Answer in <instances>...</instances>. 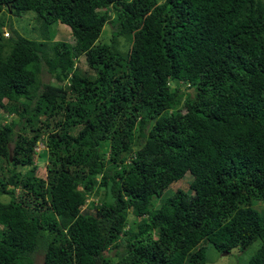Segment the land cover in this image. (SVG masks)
Instances as JSON below:
<instances>
[{
	"label": "trees",
	"instance_id": "16d2710c",
	"mask_svg": "<svg viewBox=\"0 0 264 264\" xmlns=\"http://www.w3.org/2000/svg\"><path fill=\"white\" fill-rule=\"evenodd\" d=\"M2 10L33 12L38 37H4L0 19V264H32L38 246L42 264H204L208 245L228 253L256 239L245 264H264V0ZM56 23L73 43L52 39ZM186 172L187 187L161 198Z\"/></svg>",
	"mask_w": 264,
	"mask_h": 264
},
{
	"label": "rangeland",
	"instance_id": "374dc122",
	"mask_svg": "<svg viewBox=\"0 0 264 264\" xmlns=\"http://www.w3.org/2000/svg\"><path fill=\"white\" fill-rule=\"evenodd\" d=\"M162 1V0H158ZM33 12L28 11L20 16H12L9 14L8 11L2 10L0 12V19H4V26H3V32L2 36L6 37L7 35L11 34L10 30L15 31L21 36H24L26 38L30 39H36L38 37V30L36 28V23H34ZM35 26V27H34ZM10 29V30H9ZM53 30V40H63L67 42L68 44L73 43V37L70 34L69 28L61 23H56L53 25H50V31ZM110 26L108 23H106L99 36L100 41H108L110 37ZM40 40V39H39ZM117 47L119 50L123 51L127 48V43L123 37H118L117 38ZM75 66L80 68L81 70L85 69V63H84V58L83 55H80L76 61H75ZM39 80H41L43 83L46 82H54V77L47 73L45 69L42 68V71L39 74ZM1 111V108H0ZM1 113V112H0ZM4 119L3 122H9V121H16L18 118L12 114L6 115L2 113ZM15 129H19L18 126L14 127ZM101 146L103 149H105V154H108V141L106 140L105 142L101 143ZM45 146H44V138L37 140L36 144L34 145V152L32 154V162L34 164L35 170L34 173L38 176H44L45 174V164L47 161L45 160V157L41 156V152L44 151ZM9 164L7 163L6 165L3 162H0V167L2 169V175L7 174V167ZM30 165L24 167L23 169L26 170L29 168ZM1 176V174H0ZM190 179L189 173H184L182 178L179 180L173 182L168 186V188L163 191L161 194V198H164L168 195H170L175 189L177 188H182L183 190L187 187V181ZM14 191L16 193H19L20 190L16 188ZM0 199L2 200H7V196L5 194L1 195ZM90 198L86 200V203L90 202ZM160 201V199L155 200V204H157ZM262 204V203H261ZM260 204L256 203V206ZM87 207V206H84ZM128 218L131 219V216L128 215ZM259 240L256 239L252 241L246 248L244 249H239V248H233L230 250V252H226V254H223V252L216 250L214 247L211 245L206 246V252H205V262L204 264H245L247 261L248 257L255 251V249L259 246ZM120 247L117 248H112L109 251V254L113 256L114 252L116 250H119ZM30 258L32 259V264H42V248L37 247L35 251L31 254Z\"/></svg>",
	"mask_w": 264,
	"mask_h": 264
},
{
	"label": "water",
	"instance_id": "95a60500",
	"mask_svg": "<svg viewBox=\"0 0 264 264\" xmlns=\"http://www.w3.org/2000/svg\"><path fill=\"white\" fill-rule=\"evenodd\" d=\"M223 254H226V252L224 251Z\"/></svg>",
	"mask_w": 264,
	"mask_h": 264
},
{
	"label": "clouds",
	"instance_id": "9594fccd",
	"mask_svg": "<svg viewBox=\"0 0 264 264\" xmlns=\"http://www.w3.org/2000/svg\"><path fill=\"white\" fill-rule=\"evenodd\" d=\"M226 252V251H225Z\"/></svg>",
	"mask_w": 264,
	"mask_h": 264
}]
</instances>
